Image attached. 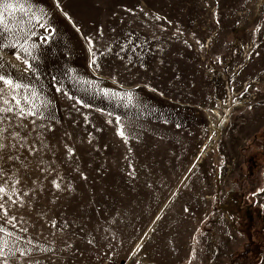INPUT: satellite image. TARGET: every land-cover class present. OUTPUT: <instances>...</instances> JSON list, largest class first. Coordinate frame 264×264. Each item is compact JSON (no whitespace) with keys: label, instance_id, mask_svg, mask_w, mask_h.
Segmentation results:
<instances>
[{"label":"rangeland","instance_id":"1","mask_svg":"<svg viewBox=\"0 0 264 264\" xmlns=\"http://www.w3.org/2000/svg\"><path fill=\"white\" fill-rule=\"evenodd\" d=\"M38 12L55 31L31 20ZM0 14V44L36 33V59L25 58L38 71L22 82L55 116L0 113V130L20 133H4L17 147L0 152V204L13 218L0 211V264H264V129L245 142L240 124L246 114L264 123V0H0ZM187 62L200 64L210 92L196 110L194 167L182 182L157 181L172 178L176 159L155 115L176 107L171 86L188 84ZM0 65L23 71L10 46ZM231 134L240 147L224 149Z\"/></svg>","mask_w":264,"mask_h":264},{"label":"crops","instance_id":"2","mask_svg":"<svg viewBox=\"0 0 264 264\" xmlns=\"http://www.w3.org/2000/svg\"><path fill=\"white\" fill-rule=\"evenodd\" d=\"M181 71L180 77L182 81H187L183 88L182 83L178 84L176 87L173 83L171 86L170 95L174 99L175 108L168 113L167 116L155 115V118L161 117L163 119V134H169L170 149L166 150L167 157L171 159H176L173 165L174 171L170 179H158L157 181H171V182H182L184 176H188L192 167H194L196 159V149L198 148V143H200V112L197 109L202 110L205 105L206 96L210 95L206 84L204 83L202 76V69L200 64L187 62L181 64L179 68ZM104 76V75H102ZM165 80V78H163ZM145 86L148 88H154L158 92L167 93L166 90H162V86H166L164 83L150 82L147 81ZM186 87V88H185ZM185 89V90H184ZM178 106V108H177ZM187 106L189 109H179V107ZM144 118H153L148 116L149 112H145ZM157 114V113H156ZM152 115V114H150ZM258 116L246 114L243 117L241 127L244 133L241 136H245V142L250 140L254 136H257L261 130L264 129V123L259 124ZM242 140L238 137L231 135H226L221 139V144L224 149L239 148L238 146ZM161 166H164L163 164ZM197 177L194 181L199 180ZM241 182L243 180H240ZM240 182V183H241ZM253 192V191H252ZM251 192V194H252ZM254 195L258 194L255 192Z\"/></svg>","mask_w":264,"mask_h":264},{"label":"snow or ice","instance_id":"3","mask_svg":"<svg viewBox=\"0 0 264 264\" xmlns=\"http://www.w3.org/2000/svg\"><path fill=\"white\" fill-rule=\"evenodd\" d=\"M57 6H59V0H57ZM7 7H14V5L9 4L7 5ZM46 15H48L47 12H38L32 15L31 20H34L36 22V25L39 26L42 30H45L46 33L48 31H55L54 29L51 28L50 22L41 23V21L45 20ZM67 15L68 14L65 13V16ZM155 19H160V17L157 16L155 17ZM2 20H3V16L2 14H0V22H2ZM35 35H36L35 32L29 30L20 39H18L15 35H12L9 40V38L5 36V39L8 40V43L0 44V48H7L10 46L13 49V55L15 56V59L21 62V66L23 68L21 76L15 78L11 74H8L6 71H0V84L3 85V87H0V113L4 114L5 118L7 116H12L13 118L39 116L45 120L55 119L54 114L51 112L52 101L51 100L39 101V96L42 95V93H38V91L35 88L30 87L29 84H25L22 82L23 72L38 71L32 65L31 60L25 58V56H30L32 57V59H36V57L32 56V51L36 49L38 45L35 42H30L29 40V37ZM39 39L43 41L45 40V37H39ZM85 40L89 44L94 43L91 36L85 37ZM89 52L91 55L90 63L98 67L95 53H93L91 49H89ZM4 67H5L4 65H0V69H3ZM53 79H55V77H53ZM56 83L59 84V81L57 80ZM54 91L63 93V88L56 87ZM104 91L107 92L108 90L105 89ZM68 98L75 99L77 103L84 104L85 107L90 106L86 104L82 98H77L72 96H69ZM10 104L12 105V107H9ZM116 120H117V124L119 125L120 118L117 117ZM3 122H6V119H0V123ZM32 123L35 124L36 121L33 120ZM19 126L26 127V125L23 124V120H21ZM117 131L121 137L125 136L123 127H118ZM4 133H8V135L12 137H17L20 135V133L15 130L11 132H9L7 128L0 130V152H2L4 149H7L9 147L15 150L17 147L16 144L9 145L6 142L8 136L4 135ZM21 147H23V145H21ZM32 151L35 152L36 150L32 149ZM14 158L18 159L19 157H13V156L7 157L8 160H12ZM0 159H4V157L0 156ZM41 171H43V169H41ZM0 172H5V170L2 167H0ZM52 184L56 188L60 187V184L57 182V180H53ZM261 191L264 192V190ZM4 192H5V188L2 185H0V193H4ZM0 211L5 212L6 220L13 219L12 217L8 216L7 207L5 204H0ZM2 252L3 249L0 248V253Z\"/></svg>","mask_w":264,"mask_h":264},{"label":"trees","instance_id":"4","mask_svg":"<svg viewBox=\"0 0 264 264\" xmlns=\"http://www.w3.org/2000/svg\"><path fill=\"white\" fill-rule=\"evenodd\" d=\"M260 136H264V131L263 132H261V135ZM258 137V136H257ZM263 138V137H262ZM261 150V152H263L264 153V143H261V148H260ZM263 149V150H262ZM256 164H254V165H250L249 163L247 164V167H246V169L248 170V176H251V175H254L255 174V172L257 173V168H256ZM251 170V171H250ZM255 176V175H254ZM252 183L254 184V185H256L257 184V182H255V181H252ZM239 190H241L240 188H239ZM235 193H238V191H236ZM241 196H244V194H243V192H241Z\"/></svg>","mask_w":264,"mask_h":264},{"label":"bare ground","instance_id":"5","mask_svg":"<svg viewBox=\"0 0 264 264\" xmlns=\"http://www.w3.org/2000/svg\"><path fill=\"white\" fill-rule=\"evenodd\" d=\"M213 113H215L219 118L222 117V115H221L217 110H213ZM180 240H181V237H180ZM180 240H179V241H180ZM179 243H181V241H180ZM179 245H180V244H179Z\"/></svg>","mask_w":264,"mask_h":264}]
</instances>
